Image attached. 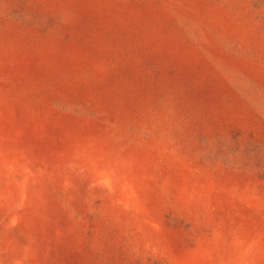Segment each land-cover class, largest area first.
<instances>
[{"label":"rangeland","instance_id":"rangeland-1","mask_svg":"<svg viewBox=\"0 0 264 264\" xmlns=\"http://www.w3.org/2000/svg\"><path fill=\"white\" fill-rule=\"evenodd\" d=\"M0 264H264V0H0Z\"/></svg>","mask_w":264,"mask_h":264}]
</instances>
